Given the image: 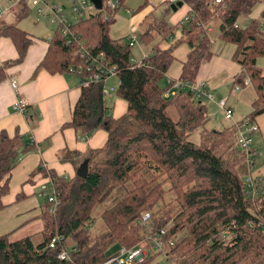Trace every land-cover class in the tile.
Here are the masks:
<instances>
[{
    "label": "trees",
    "instance_id": "1",
    "mask_svg": "<svg viewBox=\"0 0 264 264\" xmlns=\"http://www.w3.org/2000/svg\"><path fill=\"white\" fill-rule=\"evenodd\" d=\"M190 9L185 20L169 26L164 16L149 15L140 25L139 40L149 53L140 61L132 58L126 37L112 38L109 24L118 10L106 6L71 24L78 41L70 44L58 29L47 40L45 55L37 66L50 73H65L85 66L97 57L113 66L118 78L114 94L126 102V111L114 118L105 105L104 79L80 86L71 119L63 124L86 138L97 129L107 133L100 148L87 149L85 177L65 178L39 167L55 190L58 204L41 207L40 242L32 236L11 240L0 234V264H100L116 254L111 248L143 246L148 256L135 264H149L159 251L152 249L151 237L165 231L167 264H264V174L256 177L257 194L251 195L244 182L249 173L246 155L238 144L237 126L206 128L207 109L187 85L195 81L200 66L212 57L208 27L219 20L218 37L235 45L231 59L240 66L232 85L252 86L255 97L248 119L254 122L264 112V72L257 65L264 56V6L258 17H251L258 0H183ZM123 0H120V6ZM18 17L28 7L18 5ZM241 17H246L243 26ZM144 22L146 23L144 25ZM179 29L181 36L167 48V39ZM0 36L11 39L17 57L0 66V81L6 68L21 63L32 38L15 24H3ZM185 43L189 51L177 79L165 80L174 61V48ZM82 45L88 54L77 50ZM99 54L102 55L99 58ZM178 80L174 94L165 92ZM164 81V82H163ZM163 82V84H161ZM31 117V116H30ZM199 130L197 143L189 139ZM33 145L23 135L0 133V209L8 194V180L20 153ZM61 160L81 162L77 151H61ZM261 164L264 166V157ZM117 190L122 195L100 212L104 229L92 235V211ZM171 191V208L155 210ZM174 211V212H173ZM148 213L147 219H143ZM57 237L54 247L48 243ZM67 249L68 260L57 255Z\"/></svg>",
    "mask_w": 264,
    "mask_h": 264
},
{
    "label": "crops",
    "instance_id": "2",
    "mask_svg": "<svg viewBox=\"0 0 264 264\" xmlns=\"http://www.w3.org/2000/svg\"><path fill=\"white\" fill-rule=\"evenodd\" d=\"M126 1L123 0L122 6L126 5ZM180 1H182V5L173 10L171 8L172 4L167 5L164 0H137L135 11L131 14L133 16L131 27L138 29L149 15L157 17L160 14L164 16L169 26H175L185 20L190 9L189 5L183 0ZM263 6L264 0H258L249 18L258 17ZM126 9L129 10L128 13H131L132 10L129 7L125 6ZM17 15L18 13L16 12V17H18ZM5 16L3 14L0 20L5 19ZM3 24L17 25L12 18L5 20V22L3 21ZM214 25H209L208 33ZM28 36L32 38V41L26 49L23 61L7 67L5 70L6 77L0 81V133L5 132L9 137H12L15 133L23 134L33 145L30 151L20 153L17 164L11 170L8 180L9 192L2 198L5 204L3 209L33 196L37 189L40 190V185L47 178H43L39 172L30 177L31 172L39 167L54 171L65 178L73 177L79 165L76 167L72 162L61 160L62 150L77 151L82 162L86 158L83 154L87 149L100 148L107 139V133L103 129L95 130L86 138H79L75 129L69 126L63 127V124L71 119L72 109L78 99L80 78L72 70L65 73H50L45 69L37 70L39 62L46 53L48 43L47 40H37L31 34H28ZM126 36L127 34L122 37ZM180 36V30H175L174 34L169 38L158 40L159 47H169ZM164 43H170V45L165 46ZM234 49L235 45L223 42L219 37L217 41L212 40V57L200 66L195 82L202 81L211 93L220 85L231 83L232 77L240 69V66L231 59ZM188 51L189 48L185 43H180L174 48L175 59L166 73L165 80L179 77L182 62L185 61ZM142 53L139 58L136 57L135 59L140 61L149 53V49L142 50ZM17 55V50L11 39L6 36H0V66L5 61L15 59ZM219 59L222 60L221 66L215 64L216 60ZM174 62L176 63L174 64ZM12 79L17 81L16 90H13L10 85ZM240 90L241 88L238 91ZM17 97L24 99L27 103L28 116L14 110L13 104ZM204 99L213 100L214 95L213 99L204 97L201 100ZM223 100L226 106V100ZM105 105L114 118L121 116L126 111V102L112 93L105 97ZM226 107L231 108L229 105ZM260 118H264V112L255 117L254 123L257 126V130L253 134L260 133L264 142V125L260 126L264 119ZM251 147L257 152L253 170L257 165L259 152L257 148L252 145ZM37 219L40 222L38 230L40 232L42 222L38 216ZM160 261L162 260H158L154 264H158Z\"/></svg>",
    "mask_w": 264,
    "mask_h": 264
},
{
    "label": "rangeland",
    "instance_id": "3",
    "mask_svg": "<svg viewBox=\"0 0 264 264\" xmlns=\"http://www.w3.org/2000/svg\"><path fill=\"white\" fill-rule=\"evenodd\" d=\"M137 0H127L126 7H129L132 11L131 13L126 12L125 6L120 7L114 16L112 17L109 27V34L112 38L122 37L128 34L133 28L131 27V19L132 13L135 11L137 6ZM8 0H0V6L5 8L8 6ZM29 8L24 13L23 16L16 17V12L18 13L19 7H13L10 10L5 12V19L0 20V28L2 26V22L5 20H10L12 18L13 22H16L17 26H19L22 30L27 32L28 34L33 35L37 38V40H44L46 41L48 38H51L52 35L55 33L57 28L56 22H51L49 16L38 17L35 13L33 7L28 3ZM258 14V13H257ZM72 20L70 16L68 18ZM247 20L246 17H241L239 20V24L241 26L244 25L245 21ZM146 23L144 22V25ZM212 30L209 32V36L213 41L218 40V27L219 20L214 19L210 25H213ZM136 34L135 44L132 47V58L135 61L139 59H135L136 57L139 58L142 50L149 49L148 45L143 44L139 40V33L141 28L133 29ZM179 30V29H177ZM165 46H169L170 43H164ZM176 62H174L175 64ZM215 64L222 65V60H216ZM214 64V65H215ZM257 65L262 69L264 72V56L257 58ZM240 70V69H239ZM110 80L106 81V86H114L118 85V78L116 76L110 77ZM164 82V81H163ZM161 82V84H163ZM234 86L232 83H224L217 87L214 91H212L214 95L213 100H201L203 104H205L208 114V122L206 123V128L212 129H221L224 126L234 125L237 126L240 122L245 119H248V115L251 112V102L254 98V90L251 85L246 83L240 91L235 92ZM114 95V92L112 93ZM226 100V106H230L232 110V117L231 119H226L224 111L220 108L219 102L221 100ZM263 117V116H262ZM264 119V118H260ZM264 122L260 123L262 127ZM252 142L251 145L258 149L259 157L257 159L256 167L251 171V175L255 179L256 177L262 176L264 174V166L261 164L262 158L264 157V142L263 138L260 133L251 134ZM189 139L195 143L199 141V130L194 131ZM45 171H48L45 169ZM42 176V174H41ZM43 177V176H42ZM44 178V177H43ZM47 178V177H46ZM48 179V178H47ZM45 180V179H44ZM52 190L51 187L48 185L47 193L51 194ZM122 195L117 190H114L109 198L102 203L98 204L94 207L92 211L93 217V224L89 229L90 234L95 235L104 229V226L100 220V212L109 206L113 201L112 199L115 196L118 198ZM173 193L168 191L164 195L163 201H161L158 207L154 208L155 210L160 209L159 213H162L164 209L171 208L175 210V205L170 204V201L173 199ZM47 202L46 197L40 193V190L37 189L33 196L26 198L25 200L18 201L13 203L12 205L8 206L5 209H0V234H8L11 240H15L24 236H32L33 242L37 243L41 240V235L38 232L40 228V222L37 219L38 214L41 211V207L45 205ZM174 212V211H173ZM118 249L115 247L109 250V254L113 252H117ZM158 260H161L159 256H156L149 264H154ZM165 260V259H164ZM164 260L160 261L158 264H167Z\"/></svg>",
    "mask_w": 264,
    "mask_h": 264
},
{
    "label": "built area",
    "instance_id": "4",
    "mask_svg": "<svg viewBox=\"0 0 264 264\" xmlns=\"http://www.w3.org/2000/svg\"><path fill=\"white\" fill-rule=\"evenodd\" d=\"M178 0H164L167 5L173 4ZM8 6L2 8L0 6V17L5 14L6 11L10 10L13 7H17L20 4H24L29 8L28 3L33 7L35 13L38 17L49 16L51 22L57 23V28L61 36L66 40L67 44L72 43L73 41H78V37L70 30V26L73 22L78 21L90 13L96 11L97 9L91 3L90 0H8ZM219 2V0H215ZM106 6L109 10L114 11L119 9L120 0H102V9ZM129 12L128 9H126ZM72 17V20H69V17ZM126 39L130 46H134L136 34L134 30L128 32ZM47 40H50L48 38ZM82 56L88 54L82 45L79 46L77 50ZM99 58L102 57L101 54L98 55ZM85 66H79L76 70H72L78 74L80 78V86H87L92 82L100 81L104 79L105 82L110 77L116 76L114 67L107 66L103 62L97 60V57H92L91 59L85 60ZM10 85L13 90L17 89V81L12 79ZM181 87V84L176 80L172 86L166 90L165 96L172 95ZM187 88L196 95L198 98H209L213 99L212 93L205 87L204 83L195 81L187 85ZM114 86H104L103 93L106 96L114 92ZM239 86H234V90L238 91ZM219 106L223 109L225 118L229 119L232 117V110L225 106V101L221 100ZM13 108L15 111L22 113L23 115L28 116L27 112V103L24 99L17 97ZM238 132V144L244 150L246 155V165L249 173L244 177V182L248 188V192L251 195L257 194L256 182L253 176L250 174V171L254 167L255 158L257 157V152L251 147V134L257 130V126L254 122L245 119L237 125ZM48 185L51 187V194L47 193ZM40 193L46 197L47 202H49L50 209L54 208L58 204L57 196L55 195V190L50 184L49 179L43 182L40 185ZM149 216L148 213L144 214L143 219H147ZM165 231L162 229L159 233L154 234L151 237L152 249L159 251V257L161 260L166 258V248L172 244L170 239L164 240ZM57 237H53L48 243L49 247H54ZM148 256L147 248L143 246H136L130 249L124 247L119 248L118 252L105 260L100 264H135L143 261ZM60 260H68L69 253L67 249H62L58 255Z\"/></svg>",
    "mask_w": 264,
    "mask_h": 264
},
{
    "label": "water",
    "instance_id": "5",
    "mask_svg": "<svg viewBox=\"0 0 264 264\" xmlns=\"http://www.w3.org/2000/svg\"><path fill=\"white\" fill-rule=\"evenodd\" d=\"M91 3L94 5V7L97 9V10H101L102 9V0H90ZM182 5V1H177L175 3H173L171 5V8L173 10H176V8L178 6H181ZM87 169H88V159L85 158L83 159V161L79 164V166L77 167L76 169V174L80 177H85L86 174H87Z\"/></svg>",
    "mask_w": 264,
    "mask_h": 264
}]
</instances>
